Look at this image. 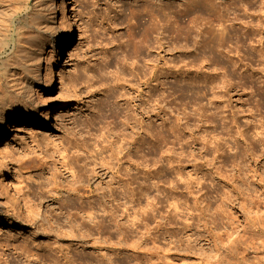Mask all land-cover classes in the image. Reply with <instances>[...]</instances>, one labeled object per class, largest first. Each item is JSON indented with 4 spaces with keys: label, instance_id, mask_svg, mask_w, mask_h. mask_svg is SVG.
<instances>
[{
    "label": "rangeland",
    "instance_id": "obj_1",
    "mask_svg": "<svg viewBox=\"0 0 264 264\" xmlns=\"http://www.w3.org/2000/svg\"><path fill=\"white\" fill-rule=\"evenodd\" d=\"M194 1L73 0L76 22L68 48L57 67L51 58L57 84L49 92L40 87L33 96L40 103L39 120L49 112L50 126L23 130L28 125L18 123L0 141L5 156L4 162L0 158L2 257L24 260L12 248L26 245L41 255L60 257L61 263V253L51 248H62L69 261L87 264H264V43L257 41L262 35L264 42V32L254 30L264 23V0ZM12 3L4 1L1 24L7 23ZM147 11L161 16L165 31L158 37L171 49L165 54L169 68L163 85L157 77L149 78L151 62L126 57L131 52L127 39L132 32L138 35L141 21L150 16ZM131 66L147 83L139 88L141 98H153L151 137L142 145L138 136L131 148L139 168L147 165L151 177L143 178L146 168L135 169L140 178L132 184L134 201L117 194L108 203L119 206L118 223L108 221L97 229L90 218L68 207L79 202L73 196L63 201L66 191L59 194L62 201L52 197L57 193L51 190V177L57 167L64 174H54L57 180L64 185L71 180L57 162L65 148L101 146L112 132L126 130L124 113L114 118L103 104L108 94L122 91H110L116 77H134ZM45 67L43 61V86ZM135 78L130 80L138 85ZM112 99L123 111L122 100ZM27 162L36 167H22ZM5 165L19 193L5 181ZM103 172V181L95 183L101 180L102 189L117 192L110 171ZM39 188L43 193L35 197ZM251 199L259 207L257 214L249 207ZM149 203L158 211H150ZM166 222L167 230L159 228ZM246 223L251 232L243 241L237 234ZM230 233L232 240L220 243L219 235L225 239ZM165 234L174 235L173 241ZM153 235L155 245L163 247L158 254L149 238ZM210 235L217 246L207 242Z\"/></svg>",
    "mask_w": 264,
    "mask_h": 264
},
{
    "label": "bare ground",
    "instance_id": "obj_2",
    "mask_svg": "<svg viewBox=\"0 0 264 264\" xmlns=\"http://www.w3.org/2000/svg\"><path fill=\"white\" fill-rule=\"evenodd\" d=\"M4 1L5 0H0V19ZM12 1L13 3L6 9L8 18L7 23L4 25L1 24L2 21H0V141L7 135V132L12 125H16L18 123L28 125V127H23V130L25 128L34 129V127L43 129L50 126L49 119L51 116L49 112L44 114V120H39V116L41 115H39L40 103H36L33 96L34 93H39L38 90L40 87H42L44 92H49L57 84L56 76L53 74V70L51 69V58L54 59L52 65L57 67V65L61 62L59 56L62 55L63 51L68 48L70 30L72 29L73 23L76 22L73 0ZM193 3H200V0L194 1ZM57 4H59L58 7ZM139 11L137 10V13ZM147 12V15L150 14V20H148V18L145 22H142V20L140 23L139 21L142 28H140L141 26L139 27L140 31H137L138 35L132 32L127 39L128 45L126 46L130 47L131 52H127L126 57H134L137 60L145 59L148 63L151 62L152 65L150 67H152V69L149 67L151 69H149V71H151V74L149 73V78L157 77L156 79H160V84L163 85L164 82L161 78L167 75L164 70H168L169 68L168 62L165 59V54L171 49L166 48V44L158 37V35H162L165 31L163 23L160 22L161 16L159 14L155 16L151 12ZM21 13L22 16L15 20V18ZM224 29L225 27L223 30ZM254 30L264 32V23H258L256 29ZM258 31L256 32L258 33ZM222 36L224 37L225 35L222 34ZM259 37L262 38L257 41L263 45V36L261 35ZM214 38L216 39V37ZM214 42L216 43V40ZM213 45L214 44L210 47L213 48ZM261 48L263 50V47ZM48 49H50L48 52L50 55L47 53ZM55 49H58V52H54ZM155 50H158V52H156L154 58L146 59V57L152 55ZM46 53L48 56H45ZM2 55L6 56L2 57ZM43 61L46 63V67L44 68V86L41 82ZM134 63L135 61H132V64ZM178 66L177 64L174 65V67L179 69ZM130 69V75H133V78L137 77L138 75L134 72L133 67ZM158 70H160V74H157ZM123 76L124 75H122V77H116L115 83L113 84L114 86L111 85L110 87V91L116 87H121L122 91L119 90L120 93L112 95L108 94L109 96H106L107 98L105 99L107 100H104L105 103L103 102V105L107 110H109V113H111L114 118H118L122 115V113H124L123 124L126 126V130L128 128L130 131L125 132V129V131L119 129V133L112 132L111 135H109L111 138L108 140L107 136V140L104 139L105 141H103L105 143L101 146L95 145L93 148H88L84 145L75 144L72 147L65 148L64 153L60 156V159L57 162H59L60 166L64 168L67 173H69L71 180H69L66 185L57 180L56 178H64L63 172H61L57 167L55 169V173H52L53 176L51 177L53 181V187L51 190H54L57 193V195H52V197L62 201V199L59 198V194L62 190L66 191L68 196L63 199V201H67L73 196L74 199L79 202L76 205H69L68 207L75 209V212L90 218L91 221L95 223L94 226H97V229L101 228L108 221L113 223L117 222L116 213L119 206L117 203L109 204L110 202H114L116 200L117 194H126L129 199V203L134 201L136 188L135 186H132V184L140 178L137 176V173L135 174L134 170H142L147 167V165H144L142 169L139 168L140 163L133 158L131 148H133L132 146L134 144H137L138 136L142 139L140 142L142 145L143 143L146 144V139L151 137L152 130L150 126V117L153 112V108L152 105L149 104L153 98H141V96H143V92L142 89L139 88H142L144 84H147L146 81H143L142 77V80L140 77H137L139 79V83L138 85L135 83L137 85L135 86V84L131 81L133 80L131 76L130 78L127 77L128 79ZM137 81L138 80H136V82ZM148 96L149 93L147 97ZM112 98H120L122 100L123 111L125 112L119 110L120 108L117 106L118 104ZM137 101H139V103ZM31 102H35V107L30 106ZM157 105L159 104L157 103ZM123 128L124 127L122 126V129ZM105 148H108V151H105ZM0 158L4 162L5 156L1 152ZM5 167L7 175L5 181H10V185H12L15 191L19 193L20 190L12 181L13 172L7 165H5ZM22 167L34 168L36 167V164L34 162H27L23 163ZM104 170L110 171L112 175V183L115 185L113 186L114 189L118 186L121 190L116 188L117 192H114L110 188L106 191V189H102L100 187L101 180L103 181L101 178V172ZM144 173V179L151 177V171L149 168H146ZM54 174H56V178L54 177ZM97 178H101V180L95 183ZM41 191L42 188H39V190L34 193V196L36 197L37 193ZM149 205L151 206L150 211H158L156 204L149 203ZM249 207L255 214L259 212V207L255 204V200H250ZM161 218H165V216L161 215ZM137 222H134L133 225L137 224ZM0 223H3L2 219H0ZM168 224L169 222H166L159 228L167 230ZM247 224L248 223H246L243 229L237 234L238 237H243V241L246 239V234L251 232L250 230H247ZM138 228L139 226L137 225L135 229ZM257 229V231H259V227ZM232 234L233 233L228 234L225 239H221L222 235L220 234V243H224V240H227V242L231 241L233 238ZM167 236H170V241H173L172 238L174 235ZM156 237L157 235L149 237L153 245H155L157 239ZM211 237L212 235L209 236L210 241L207 242L217 246L219 243H217L214 239L211 240ZM259 245L262 244L259 243ZM162 248V246L155 245V250H157L156 253L158 254ZM12 250L16 251L18 257L23 256L24 260L21 258L18 260H16V258H5L2 257L4 253H1L0 264H48L47 262L52 264H69L70 262L72 264L86 263L80 261L78 262L76 259L69 261L70 258L66 257V255L62 253V248L59 247L53 249L51 248V250L55 253H61V257L64 259L63 263L60 262V257L54 259L49 254L41 255L38 253L37 249L30 248L26 245L23 248L15 246ZM245 251L246 247H244L243 252ZM243 252H239V254ZM149 256L151 260L152 257L155 256V252L150 253ZM98 261L99 260H97V264ZM99 264H101V262ZM182 264L185 263L183 262Z\"/></svg>",
    "mask_w": 264,
    "mask_h": 264
}]
</instances>
